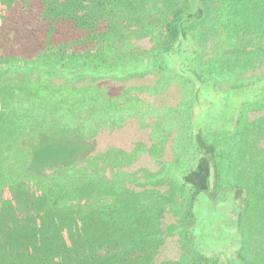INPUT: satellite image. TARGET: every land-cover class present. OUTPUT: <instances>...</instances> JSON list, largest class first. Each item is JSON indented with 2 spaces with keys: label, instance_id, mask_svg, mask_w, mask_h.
I'll return each instance as SVG.
<instances>
[{
  "label": "rangeland",
  "instance_id": "374dc122",
  "mask_svg": "<svg viewBox=\"0 0 264 264\" xmlns=\"http://www.w3.org/2000/svg\"><path fill=\"white\" fill-rule=\"evenodd\" d=\"M122 1L0 0V264H264V52L227 41L223 0H202L166 64L187 0ZM252 1L232 31L257 27ZM110 187L162 209L155 237L113 212ZM113 217L102 249L92 228Z\"/></svg>",
  "mask_w": 264,
  "mask_h": 264
},
{
  "label": "trees",
  "instance_id": "16d2710c",
  "mask_svg": "<svg viewBox=\"0 0 264 264\" xmlns=\"http://www.w3.org/2000/svg\"><path fill=\"white\" fill-rule=\"evenodd\" d=\"M236 1L240 2V3L235 4ZM245 1L246 0H223L221 2V6L217 7L219 10V16H220L217 18H219L223 22L224 28H226V29H224L223 32H224V35H225L227 41L230 40L231 42H235L237 44H239L240 41H244L242 43L244 46L243 49L245 48V46H248V45L253 46V44H254V47H252L250 49H246V50L244 49V51H246V53L248 55L252 56V59L256 61L258 59V56L260 57V52H264V49L261 48V45L264 48V35H263L264 33H263V31H261V29L264 28V9L263 8L261 9L259 6H257L256 1L253 0L252 2L254 4V6L257 8L256 9L257 13L253 16H249V18H251V19L253 18V19H255V21H257V27L253 26L252 25L253 22H252V23H250V25H252L253 27H250V29L245 28L241 33L240 32L238 33V32L231 30L233 27L232 23L236 24V25L242 24L241 22L239 23L238 21L233 20L234 14H231V13H234L233 7L240 8L241 3L243 5L246 4ZM133 3H134V0L122 1V4H125L129 8H131L133 6ZM196 3H197V0H187V4L189 5L187 10H184V11L181 10L180 13L178 12L177 15H174L173 18L166 19V22L164 24L165 35H166L165 41L167 43V45L165 47L166 59L164 60V57L160 58L162 60V62H166V64L168 62L169 65H174L176 63V61L173 63H170V61H172L171 57L173 59H175V55L180 57L179 51L181 50L180 44L182 42L181 37H180V30L181 31L185 30L187 34H190L188 30L190 28L191 23L194 22L195 20H197V18H201V16L205 15L206 10H205L204 6L202 5V0H200L201 12L196 14V11H195L194 13H192L194 11L193 7ZM196 8H198V7H196ZM209 12L210 11H208V13ZM192 14H194V16ZM237 14H238V11L236 12V15ZM77 19H79V17H76V18L73 17L74 22H76ZM77 23H78V21H77ZM243 24H245V23H243ZM256 29H258L260 31H256ZM248 30H251V32H249ZM231 32H235V33H231ZM260 32L263 34H261ZM247 34H249V38H246ZM258 40H262L261 41L262 44L260 46L256 45V43H255ZM192 53L189 55V57L187 59V65H186L187 71L186 72H187V74H190L194 78L195 82L200 83L201 79L197 75L198 73H200L199 72L200 68L195 67L197 69V70H195V68L190 67L189 63H188L195 56ZM236 56L237 55H234V57H236ZM232 58H233V56H232ZM156 59L158 60V57H156ZM181 60H183V58H179V61H177V63L179 64ZM255 61H253L252 63H254ZM244 62L248 63V61L243 60L242 63H244ZM2 63L3 62L0 60V64H2ZM163 65L164 64H162V65L160 64V67H162ZM82 66H84V65H82ZM204 66H205V64L201 67L204 68ZM245 67L239 68L238 72H240L241 70H244ZM203 70H204V73H206V76H208V78H210V76L212 75V72H209L210 74H208L206 68H204ZM200 71H201V69H200ZM262 89H263V87H262ZM258 96L264 97V90L263 91L261 90L259 95H255L254 99ZM0 98L3 102L8 101L7 100L8 98H6V96H3L2 94H0ZM0 130H2L1 127H0ZM8 136H10V135H8ZM190 166H192V165H190ZM181 185H183V184H181ZM147 192H148L147 195L151 199L152 202H157V203H159V205H160V203L164 202L163 199L160 198V196H158V194L156 192H154L153 190H149ZM106 195H107V199H108V196H110V199H108V202H111L114 213L116 212V210L114 208L117 205V206H119V210H122V213H126V215H128L126 218L129 217L128 219L131 220V226L129 224L128 228L133 230V229H135V227H132V226L136 225L137 227L146 229V233H147L148 237L151 236V233H153V229H154L153 227H151V225L153 223H155L156 221H158V219H159L158 217H160L162 214V209L159 210V213L157 212L158 214L154 218L152 215L144 214V211H142V212L140 211V212L136 213L134 205L129 203V202H135V201L130 200L128 195H126V192L124 190H121L120 188H117V187L111 188L110 187L107 190ZM116 200H119V202H117ZM112 202H114V203L112 204ZM189 205H191V202ZM148 209H150V208H148ZM149 211L152 213L151 209ZM188 214H189V209H188ZM113 218L114 219H112L111 222H100V223L94 225L92 228V234L98 240L97 245L102 249L105 247L108 239H111L112 230L116 227V225H117L116 223H118L116 221L115 217H113ZM110 227H112V228H110ZM155 236H156V234L153 233L152 238ZM115 255L117 256V254H115ZM18 256L19 255H16V253H13V254L8 255V258L11 261L13 260L15 262V264H24V261L19 260ZM133 259L135 260L134 257H133ZM150 259H151V255L149 253H146L142 257H139L138 262L136 264H146V263L147 264H153V263H151ZM115 260L117 261L118 259L116 258L113 261H115ZM241 260H242V262H245V260L243 258H241ZM103 262L104 261L101 260L100 264ZM118 264H123V263L119 262ZM128 264H133V263L129 262Z\"/></svg>",
  "mask_w": 264,
  "mask_h": 264
}]
</instances>
